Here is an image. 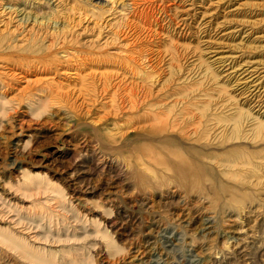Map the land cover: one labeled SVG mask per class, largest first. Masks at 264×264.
Here are the masks:
<instances>
[{"label":"rangeland","instance_id":"obj_1","mask_svg":"<svg viewBox=\"0 0 264 264\" xmlns=\"http://www.w3.org/2000/svg\"><path fill=\"white\" fill-rule=\"evenodd\" d=\"M0 264H264V0H0Z\"/></svg>","mask_w":264,"mask_h":264},{"label":"bare ground","instance_id":"obj_2","mask_svg":"<svg viewBox=\"0 0 264 264\" xmlns=\"http://www.w3.org/2000/svg\"><path fill=\"white\" fill-rule=\"evenodd\" d=\"M214 52H215V55L212 57L217 62H220L221 64L223 61L226 60V57H228L226 55H222V54L218 53V51H214ZM228 71L229 72L226 71L228 74L234 73L233 70L230 71L228 69ZM226 72H224V73H226ZM31 73L34 74L35 72H31ZM35 75H36V73L32 76L34 77ZM240 75H242V74H240ZM23 78L26 79L25 76H23ZM118 88H119V86H118ZM126 95H127L126 97H127L128 105H127L126 111H123L124 113L121 116H123V115L126 116L127 120L131 121L133 124H135V126H137L140 129L145 130L148 134H151V137L149 136V138H147L143 142V144L139 147L141 150H144V152H148L149 145H158L161 149H163V151H165L169 155L177 158V160L182 162L184 166L186 165V162L183 159V155H189V156H191V158H194L196 160H198L200 158V156H197V152H196L194 146L184 145L175 136L167 133L169 130H171L173 128V125H174L173 123H171L170 118L168 120L167 114H164L162 112H154V111L144 110V109L141 110L139 106L144 99L137 92H135L134 89H130L129 92H126ZM111 97L116 98V92H114V90L111 92ZM120 111H121V108H119V109L117 108L118 114L120 113ZM105 137L110 138L111 142L116 140V136H114L112 134H111V136L106 134ZM171 142L175 143L174 147L169 146V143H171ZM125 143H127V144L125 145ZM123 144L125 145L124 148H130L131 147V144H128V142L121 143V145H123ZM121 145H119V146L116 145V146L120 147ZM114 149H117V147L111 146V150H114ZM154 160H156V162L158 161L157 159H154Z\"/></svg>","mask_w":264,"mask_h":264}]
</instances>
